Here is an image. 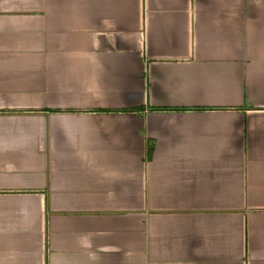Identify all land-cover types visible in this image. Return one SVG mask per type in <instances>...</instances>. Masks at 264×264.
<instances>
[{"label": "crops", "instance_id": "obj_1", "mask_svg": "<svg viewBox=\"0 0 264 264\" xmlns=\"http://www.w3.org/2000/svg\"><path fill=\"white\" fill-rule=\"evenodd\" d=\"M0 264H264V0H0Z\"/></svg>", "mask_w": 264, "mask_h": 264}]
</instances>
